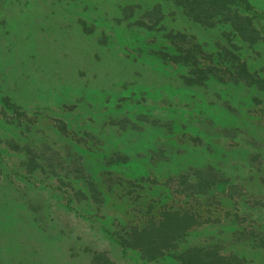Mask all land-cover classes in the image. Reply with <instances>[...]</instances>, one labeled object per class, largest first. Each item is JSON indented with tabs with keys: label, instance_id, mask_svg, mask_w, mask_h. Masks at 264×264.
I'll list each match as a JSON object with an SVG mask.
<instances>
[{
	"label": "rangeland",
	"instance_id": "obj_1",
	"mask_svg": "<svg viewBox=\"0 0 264 264\" xmlns=\"http://www.w3.org/2000/svg\"><path fill=\"white\" fill-rule=\"evenodd\" d=\"M246 1L261 42H232L247 68L264 75V0ZM155 4L163 30L189 34L206 53L226 42L228 25L202 28L171 0H0V264H177L141 259L109 234L141 222L152 199L210 220L176 250L216 241L224 254L264 264V248L253 242L264 231V89L182 87L186 68L151 51H172L164 31L138 24ZM44 143L40 167L27 170L23 146ZM115 151L127 164L105 167ZM75 164L99 196L75 178ZM208 165L240 190L225 196L217 187L198 203L169 193L167 177Z\"/></svg>",
	"mask_w": 264,
	"mask_h": 264
},
{
	"label": "trees",
	"instance_id": "obj_2",
	"mask_svg": "<svg viewBox=\"0 0 264 264\" xmlns=\"http://www.w3.org/2000/svg\"><path fill=\"white\" fill-rule=\"evenodd\" d=\"M171 1L181 9L186 20L196 23L202 28H214L220 24L229 26L228 33L221 34L226 42L224 44L217 42L216 50L213 53H206L203 46L193 42V37L189 34L183 31H171L168 28L167 31L163 30V27L160 26L162 14L157 4L142 11L141 15L146 18L147 22L140 21L138 24L148 30H163V38L172 47V51L167 50V47H161V50H151L153 55L162 63L170 62L186 68L185 73L178 76L182 87H198L206 85L208 81H214L221 84L240 82L246 86H253L255 89H264V75L247 68L246 62L240 58V52L238 53L240 47L232 42V37L237 38L246 47H254L261 42L262 37L253 22L255 16L244 13L250 9L246 0ZM130 10L131 8L127 5L123 6L122 15L126 16ZM119 127L123 128L124 124ZM56 129L63 133L65 126L62 122H58ZM48 148L50 146L46 143L36 151L25 149L23 146L27 170L40 167V160ZM56 151L57 148H52L53 153ZM112 156H117L116 151L111 156L103 157L105 167L113 165L120 167L127 162L126 156H118L116 159ZM47 166L51 167L52 164L47 162ZM72 171L75 172V178L84 179L87 190H91L99 196L100 191L85 175L82 164H75ZM102 172L106 176L102 181L110 180L111 182L112 177H108L109 172L106 170ZM131 179L127 178L125 182L129 185L134 184L133 181H130ZM225 183L227 185H224ZM164 184H172L169 189L170 194L172 192L174 195L181 196L185 202L193 200L194 203L215 197L216 193L213 190L217 187L225 196L228 191L240 190L238 185L229 183L226 178L216 177V172L210 165L204 168H189L186 172L172 174L167 177ZM100 186H104L105 189L110 188L106 183ZM93 198L98 201L95 196ZM102 201L101 195L99 202ZM144 209L145 218L141 222L122 225L119 232L109 233L121 250L134 251L141 259L146 260L170 256L177 264H247L243 258L236 254L222 253L221 243L216 241L209 245H191L176 250L177 242L189 229L204 222H210L209 219H198L196 212L190 208H176L171 204L159 203L158 200L152 199L146 202ZM253 242L255 247L264 248V231L256 233ZM108 263L109 261L104 258V264Z\"/></svg>",
	"mask_w": 264,
	"mask_h": 264
}]
</instances>
